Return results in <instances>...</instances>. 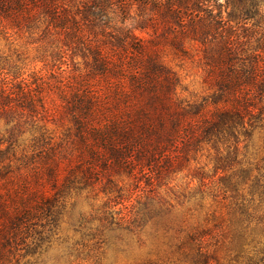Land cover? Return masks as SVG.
<instances>
[{"label":"trees","instance_id":"obj_1","mask_svg":"<svg viewBox=\"0 0 264 264\" xmlns=\"http://www.w3.org/2000/svg\"><path fill=\"white\" fill-rule=\"evenodd\" d=\"M227 5L0 0V264H32L79 199L115 206L199 155L200 198L228 206L229 245L264 264V0ZM175 59L202 69L201 100L181 96Z\"/></svg>","mask_w":264,"mask_h":264},{"label":"rangeland","instance_id":"obj_2","mask_svg":"<svg viewBox=\"0 0 264 264\" xmlns=\"http://www.w3.org/2000/svg\"><path fill=\"white\" fill-rule=\"evenodd\" d=\"M218 2L227 18L230 11L227 0ZM30 50L35 53L33 47ZM2 52L9 53L5 41L0 39V56ZM74 61L82 67L81 58ZM3 62L0 58V67ZM171 64L181 75L182 97L201 100L209 93L197 63L175 59ZM40 66L39 63L37 67ZM74 66L70 60L65 69ZM258 145L256 137L254 148ZM207 162L206 155H199L197 161H191L190 170L171 173L163 183L155 184L152 191L143 182L141 189L125 192L124 196H131L129 200L121 199L122 203L112 207L104 205L105 198L79 199L58 234L45 251L32 259V264H198L193 234H198L203 251L211 256L213 264H244L248 253H241L238 245L232 247L228 243L232 238L228 206L215 201L209 191L206 193L209 197L202 200L198 192L200 181L192 177L191 173ZM211 168L209 165L204 170L211 173ZM144 187L146 191L142 190ZM132 206L140 207L144 215L138 225L127 221H133V217L126 216ZM245 249L251 252V248Z\"/></svg>","mask_w":264,"mask_h":264}]
</instances>
